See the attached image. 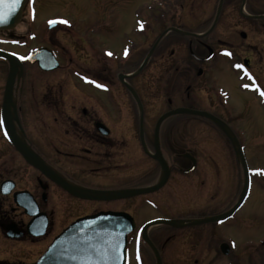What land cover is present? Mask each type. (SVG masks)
I'll return each instance as SVG.
<instances>
[{
	"label": "flooded vegetation",
	"instance_id": "af4514ba",
	"mask_svg": "<svg viewBox=\"0 0 264 264\" xmlns=\"http://www.w3.org/2000/svg\"><path fill=\"white\" fill-rule=\"evenodd\" d=\"M72 1L28 0L25 26L20 21L0 31V264H37L68 227L103 212L133 218L127 264H165L166 258L170 264H264L263 233L245 240L252 251L239 249L221 233L238 219L262 222L264 217V166H250L246 158L252 147H264V0H150L153 5L140 0L130 36L116 50L96 41V35L107 34L116 24L125 27L113 19L117 1L107 0L102 8L97 3L94 23L85 28L57 8L71 7L67 2ZM40 2L53 16L39 17ZM149 11L157 22L151 30L144 17ZM52 20L57 23L50 24ZM172 35V45L187 48L188 58L172 50L175 61L166 64L158 57L159 48ZM177 37L187 44L177 46ZM154 69V77L147 79ZM165 69L171 78L163 79ZM224 70L233 77L232 87L213 82ZM8 89L19 121L15 136L21 140L16 145L3 124ZM238 98L246 116L234 109ZM177 109L207 113L226 123L240 143L246 169L227 136L205 117L173 115L158 129V122ZM236 115L258 127L259 143V135L248 144L241 128L231 127ZM180 119L205 132L187 150L178 145L184 124ZM21 142L64 186L26 160L18 149ZM228 148L234 161L227 159ZM160 158L167 163L169 178L159 190L115 200L85 199L70 191L153 189L163 175ZM253 194L258 200L252 215L240 218ZM57 199L55 211L51 203ZM152 212L156 215L148 216ZM177 220L201 223L149 226ZM154 229L159 230L150 235Z\"/></svg>",
	"mask_w": 264,
	"mask_h": 264
},
{
	"label": "water",
	"instance_id": "95a60500",
	"mask_svg": "<svg viewBox=\"0 0 264 264\" xmlns=\"http://www.w3.org/2000/svg\"><path fill=\"white\" fill-rule=\"evenodd\" d=\"M27 1L28 0H21V3L15 7H12L10 3L0 4V13H2L4 17L3 21L0 22V31L10 30L16 27V25L22 19L23 11ZM172 30L176 31L175 29ZM164 35L161 36L158 43L162 40ZM158 43L155 45L154 49L157 47ZM154 49L152 51H154ZM14 73V70H11L9 79L14 78ZM8 87L11 88L10 82ZM9 90L10 89L7 91V99L5 101L3 110V124L7 134L13 140V142L14 138L16 139L14 142L16 145L21 140V138L18 139L15 136V124H19V121L16 115V104ZM177 114L200 115L215 123L227 136L234 148L238 160L242 162L244 168L246 169L245 157L237 137L226 123L217 120L214 116H211L207 113L194 112L188 109H177L165 115L158 122V129L167 118ZM18 149L21 151L27 161L32 163L37 169L45 172L46 175L58 185L64 186L60 176L47 167L43 160L28 147L23 145L22 142L21 146H18ZM159 160L163 168V175L160 183L153 189L138 191L93 192L76 187L70 191L74 195L83 197L85 199L115 200L132 196L136 193L159 190L166 184L169 178V168L167 167L166 161L162 158ZM223 218L221 217L218 219ZM193 223L201 222L184 220L156 221L149 224V226L157 224L183 226L185 224ZM134 227L135 224L133 218L123 213H100L95 216L80 219L67 228L54 240L47 252L40 258L37 264H127L128 235L131 233ZM158 264H161L160 261H158Z\"/></svg>",
	"mask_w": 264,
	"mask_h": 264
},
{
	"label": "rangeland",
	"instance_id": "374dc122",
	"mask_svg": "<svg viewBox=\"0 0 264 264\" xmlns=\"http://www.w3.org/2000/svg\"><path fill=\"white\" fill-rule=\"evenodd\" d=\"M105 1H107V0H73L71 3L67 2V5H71L72 8L70 6H68V8H65L64 6L63 7L60 6L57 8L63 14L68 13L69 16L71 15V19L77 24V26L79 28H85V26L89 25L90 23H94V21H93L94 18L92 17V15H94L95 12L92 10L95 8V5L99 4L100 7L103 5H107L105 3ZM115 1H117V2H115V4H116V6L114 8L115 16H113V19L114 20L115 19L120 20L121 23L125 27L124 28L120 27L117 24L113 25L110 27L109 32H107V34L102 33L100 35H96V41L105 45L106 47H108V45L113 46V48L116 50L120 46L119 43L124 40V37L130 36V34H129L130 33L129 31L131 30L130 29V22H131L133 15H134L135 10L139 8L137 6L140 4V2L142 0L141 1L140 0H132V2H130L129 4L128 3H126V4L121 3L120 2L121 0H115ZM148 2H149V5L154 4V2H152L150 0ZM43 6H44V3L40 2L39 9H38V15H39V17L42 16V18L44 19L46 17L43 16V14L46 16L49 15L51 13V8L47 7L44 11ZM42 7H43V9H42ZM134 7H137V8H135V10H134ZM53 14L54 13L52 12L51 16H53ZM23 16H24V11H23L21 23L23 22L24 23L23 26H25L26 20H24ZM144 17L147 18V20H148V28H150V30L157 27V22L155 20L154 13L152 11H149L147 13V15H144ZM158 23L162 24L161 22H158ZM76 24H74V25L76 26ZM171 24H172L171 22H166V23L164 22L163 26H168ZM132 26L134 27V24H132ZM157 36H158V33H157ZM172 36H170L169 38H166L163 41V44H161V47L159 48L160 50H159V56L158 57L160 58V54H161L162 55L161 58L164 59L166 64H171L173 61H175V57L174 58L170 57V53L172 52V50H175V51L177 50L176 53H179V54H176V56L180 55V56H183L184 59L188 58L187 48L183 47L181 49H177V47L175 45H172V43L174 42V36L175 35H172ZM137 38H138L137 36H134L135 40H137ZM176 39H177V42H176L177 46L179 45L178 42L181 43V41H184L183 43L187 44V39L182 40L181 37H177ZM139 42H140V44H142L141 39L139 40ZM150 45L151 44H149V48H150ZM168 71H169L168 69H165L163 71L164 72L163 79H167V78L172 77V76H169V74H167ZM155 73L156 72L154 69L151 74L150 73L147 74V79L153 78ZM232 79H233V77L226 70L222 71L221 73H217V74H215V76H213V82H215V84L222 85L225 87H232L231 86L232 85V83H231ZM238 101L240 103L237 101L233 102L234 109L237 112H239L241 110V107H242V104H241L242 101L239 98H238ZM247 112H248V110L245 111L242 108L241 114L246 116ZM238 116L239 115L235 116V118H237V119H233V123L231 124V127H233V129L241 128V130L244 132V138L247 140V143H248V141L251 142V137H256V135H259L257 137V142L259 143L262 140V136L260 135L259 130L257 129L258 127L252 126L251 125L252 121H248L249 125L243 123L242 117L241 116L238 117ZM261 118L263 119V123H260V124L264 125V117H261ZM173 122H174V120L167 122L164 125V129H166L168 126H170L171 123H173ZM179 123H184V124L180 126V129L178 130V133H177V137H178V141H179L178 145H182V147H184L183 149L187 150L190 143L193 140L198 138V134L199 133L204 134L205 132L204 131L200 132V130H202V126L199 127L198 125H196L194 127H191L190 125H188V124H190L189 121L185 122L184 120L180 119ZM204 129H206V131L208 130L207 128H204ZM253 131H255V132L253 133ZM208 135H212V134L207 132V136ZM205 140L202 139V140H200V142H203ZM210 143L213 144V142H210ZM227 144H229V143L227 142ZM248 144H250V143H248ZM246 158H247L248 164L250 166H262V165L264 166V147H262L261 144L255 146V147H252L251 149H249V151H247ZM227 159L230 161L235 160L234 155L231 152L230 148H228V158ZM257 200H258V195L253 194V196L251 197L247 207L239 214V217L241 218V217L252 215V212L254 211V209L256 207ZM59 203H60L59 199H57V201H52L51 208L56 211L59 208ZM93 208L94 207H91L90 209L92 210ZM155 215L156 214L154 212H152L148 216L152 217ZM147 219L148 218L146 217V218H143L142 221H140V220L139 221L142 223ZM261 219L263 222L264 217L261 216ZM255 222H257L259 225L256 224ZM262 222H259L257 220H255L254 222H250V221L249 222H247V221L242 222L238 219V221L235 222L234 224L230 223V224L223 226L221 228V233L223 236H225L227 238H231L230 241L232 243L237 242L238 244H235V246L238 247L239 249H241V250L242 249H248L249 251H252V249H251L252 243L251 244H245L244 242L247 238H253L255 236L257 237V234H260V235L262 233L264 234V225L263 224L261 225ZM158 230L159 229H154L150 235H153V234L156 235V231H158ZM232 239L234 241H232ZM173 243L175 245V242H173ZM36 248H38V246ZM232 255H233V253L230 254V256H232ZM150 263H151V261H150ZM165 264H170L169 258L165 259ZM180 264H182V261Z\"/></svg>",
	"mask_w": 264,
	"mask_h": 264
},
{
	"label": "snow or ice",
	"instance_id": "6c2138e0",
	"mask_svg": "<svg viewBox=\"0 0 264 264\" xmlns=\"http://www.w3.org/2000/svg\"><path fill=\"white\" fill-rule=\"evenodd\" d=\"M3 3H10L12 7H15L16 5H19L21 3V0H0V4H3ZM3 19H4L3 14L0 13V22H2ZM60 22L65 23V24L69 23V21H67V20H62ZM49 23L50 24H55V23H57V21L56 20H52V21H49ZM140 27L143 28V22L140 23ZM108 54L111 55V53H108ZM125 55H127V51L125 52ZM238 67H243V66H238ZM92 82L96 83V81H92ZM98 86L106 87L105 85H98ZM250 86L251 85H246V87H250ZM261 95H264V90H261ZM260 171H264V170H260ZM137 259L140 260L139 252H137Z\"/></svg>",
	"mask_w": 264,
	"mask_h": 264
}]
</instances>
